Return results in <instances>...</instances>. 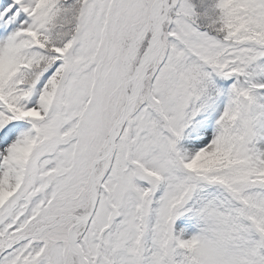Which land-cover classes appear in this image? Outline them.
Instances as JSON below:
<instances>
[{"label": "snow or ice", "instance_id": "obj_1", "mask_svg": "<svg viewBox=\"0 0 264 264\" xmlns=\"http://www.w3.org/2000/svg\"><path fill=\"white\" fill-rule=\"evenodd\" d=\"M0 264H264V0H0Z\"/></svg>", "mask_w": 264, "mask_h": 264}]
</instances>
